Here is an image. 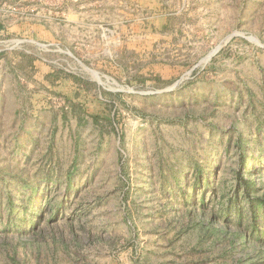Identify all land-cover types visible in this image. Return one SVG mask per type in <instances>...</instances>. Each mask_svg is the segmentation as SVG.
<instances>
[{
    "label": "rangeland",
    "instance_id": "374dc122",
    "mask_svg": "<svg viewBox=\"0 0 264 264\" xmlns=\"http://www.w3.org/2000/svg\"><path fill=\"white\" fill-rule=\"evenodd\" d=\"M0 264H264V0H0Z\"/></svg>",
    "mask_w": 264,
    "mask_h": 264
}]
</instances>
